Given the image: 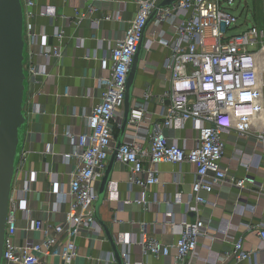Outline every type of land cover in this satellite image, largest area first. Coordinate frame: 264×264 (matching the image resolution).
Segmentation results:
<instances>
[{"label": "built area", "instance_id": "built-area-1", "mask_svg": "<svg viewBox=\"0 0 264 264\" xmlns=\"http://www.w3.org/2000/svg\"><path fill=\"white\" fill-rule=\"evenodd\" d=\"M21 1L27 51L25 105L31 103L33 110L40 111L38 102L33 100L38 93L34 86L52 80L49 64L60 60L63 54L64 26L54 24L48 34L33 20L35 0ZM135 1V14L122 35L108 47L110 63L106 65V57L102 59L103 73L98 75L99 100L87 111L82 110V127L63 129L73 145L72 150L62 154L69 165L66 186L60 185L54 173V188L49 191L54 199L42 206L44 211H58L64 205L61 221L45 222L34 216L27 205V193L35 189L36 171L27 164L26 151L22 148L8 200L2 264H52L48 257L54 258L56 264H75L79 255L75 237L83 234L98 241L106 239L94 214L97 187L114 148V129L121 122L129 65L154 8L155 14L144 32L138 67L146 69L152 62L148 57L151 50H163L164 89L155 94L147 86L133 92L127 121L131 134L116 148L114 159V166L128 167V189L133 186L146 189L165 182L158 174L157 165L161 162H188L193 167L189 189L178 194L177 202L185 212H197L206 195L223 183L243 188L246 183H255L258 174L261 176L258 188L264 187V153L260 149V144L264 143V123L257 117L264 101V54L256 50L259 40L260 49L264 47V30L251 24L240 32L228 33V29L236 25L237 15L222 6L221 0H173L165 6H157L161 0ZM100 6L101 1L96 0L75 3V19L71 21L77 24ZM41 13L52 18L57 15L54 7H45ZM117 16L114 13L113 18ZM104 17L110 18V15ZM62 18L64 25L69 23L67 16ZM98 20L91 17L93 25H97ZM49 35L53 42L49 41ZM78 41L81 42V37ZM88 55L86 51L85 56ZM67 91L65 88L64 93ZM150 101L155 108H149ZM185 121H191L193 135L180 137L171 132L175 122L182 126ZM224 131L232 133L234 145L239 139L254 135L255 144L245 161L247 172L240 177L221 164L226 147ZM232 154L229 161L239 158L237 153ZM44 171L49 172L47 168ZM173 178L177 182L175 174ZM133 201L138 208L151 209L157 198L154 195L146 200L135 195ZM165 203L166 222L178 226V234L165 242L149 235L142 226L137 240L141 254L138 261L130 260L129 250L125 248L130 241L116 239L124 264L143 263L142 254L170 256L161 264H196L197 238L205 234L207 222L200 217L179 219L172 202L165 199ZM249 228L258 237L259 245L246 247L244 239L239 237L229 249L214 259L207 258L203 264H264V219ZM18 230L34 231L38 236H19ZM19 237H23L21 241ZM95 260L97 264L115 263L110 249Z\"/></svg>", "mask_w": 264, "mask_h": 264}, {"label": "crops", "instance_id": "crops-1", "mask_svg": "<svg viewBox=\"0 0 264 264\" xmlns=\"http://www.w3.org/2000/svg\"><path fill=\"white\" fill-rule=\"evenodd\" d=\"M79 1L81 0H35L33 6L36 12L33 17L34 22L43 26L48 34H51L54 24L64 26L61 40L63 54L60 60H52L49 64L52 80L34 86L38 89V93L33 100L38 102L40 111L33 110L31 103L24 105L27 125L22 148L26 151L27 164L36 171V180L33 181L35 189L27 193V205L32 209L34 216L40 217L45 222H58L63 218L64 205H61L58 211L42 209L43 205L54 199L53 193L49 192L54 188L52 182L54 173L60 185L66 186L69 165L62 154L72 150L73 145L63 129L67 126L82 127L84 124L82 110L87 111L92 103L99 100L98 75L103 73L102 59L106 57L105 64L110 63L107 57L108 47L116 37L122 35L124 27L137 8L135 0H96L101 1L100 8L91 11L76 24L71 19H75L73 5ZM45 7H54L57 15L52 18L41 13ZM81 9L85 10V6L81 5ZM114 13L118 15L115 18H113ZM105 15H110V18H105ZM62 16L68 17V24L64 25ZM91 17L99 19L97 25L92 24ZM79 37L81 42L78 41ZM48 39L50 42L54 41L51 35ZM86 51H89L88 56H85ZM162 56L163 50L158 48L148 53L152 62L148 63L146 69L138 67L133 92L137 93L147 86L155 94L163 91L165 70L161 65ZM65 88H68L66 93H64ZM148 106L150 109L155 108L152 101ZM117 131L118 128L115 127V136ZM171 132L180 137H189L195 130L191 121H185L182 126L175 122ZM130 134V128L127 127L124 138L128 139ZM222 134L226 139V147L221 164L227 165L229 171L240 177L247 172L245 161L255 144L254 135L249 134L234 145V136L230 131H224ZM47 146L49 150H46ZM232 153H237L239 158L229 161ZM157 166L158 174L165 182L150 185L146 189L133 186L130 190L126 182L128 167L115 165L105 198L98 208L99 217L111 227L116 239L120 242L130 241L125 245L129 250L130 260L138 261L140 258L137 240L142 226L149 235H154L165 242L178 234L179 227L166 222L165 199L172 202L177 218L200 217L207 222L204 228L205 234L197 238L196 264H203L207 258L214 259L229 249L232 242L239 237L244 239L243 243L246 247L259 245L258 237L250 232L249 227L264 219V187L258 188L260 175L256 174L255 183H246L243 188L234 187L229 183L215 186L206 195L205 202L199 205L197 212H185L182 204L177 202L178 194L179 191L184 192L189 189L193 178L192 165L188 162L177 164L161 162ZM44 168L50 173L45 172ZM174 174L177 182L174 181ZM20 177L21 175H17V178ZM239 193L241 195L237 196ZM135 195L146 200L152 199L155 195L157 202L151 209L138 208L133 201ZM21 224L22 221L19 219V225ZM18 234L29 238L38 236L34 231L25 230H18ZM23 237H19V240L21 241ZM75 242L79 252L75 264H97L95 259L102 252L110 249L106 239L98 241L83 234L75 237ZM141 258L143 263L140 264H161L168 261L170 256L153 257L142 254ZM47 259L52 264H56L54 258Z\"/></svg>", "mask_w": 264, "mask_h": 264}, {"label": "water", "instance_id": "water-1", "mask_svg": "<svg viewBox=\"0 0 264 264\" xmlns=\"http://www.w3.org/2000/svg\"><path fill=\"white\" fill-rule=\"evenodd\" d=\"M172 1L161 0L157 6L169 5ZM155 11L156 8L153 9L143 27L142 36L129 65L125 79L121 122L115 136L114 148L110 153L97 187L94 214L103 229L116 264H124L121 249L111 227L99 217L98 208L105 198L108 183L112 178L116 148L124 139L144 32ZM26 57L22 1L0 0V264H2L8 200L27 125L24 107L28 86L27 70L24 67Z\"/></svg>", "mask_w": 264, "mask_h": 264}, {"label": "rangeland", "instance_id": "rangeland-1", "mask_svg": "<svg viewBox=\"0 0 264 264\" xmlns=\"http://www.w3.org/2000/svg\"><path fill=\"white\" fill-rule=\"evenodd\" d=\"M221 5L237 15V23L228 29V33L240 32L251 24H256L259 29L264 30V0H234L232 4H228L226 0H221ZM260 43L259 40L256 45L257 51H260ZM262 54H264V50H262ZM260 67L262 68L261 62ZM262 135L264 138V132ZM260 149L264 153V143L260 144Z\"/></svg>", "mask_w": 264, "mask_h": 264}, {"label": "bare ground", "instance_id": "bare-ground-1", "mask_svg": "<svg viewBox=\"0 0 264 264\" xmlns=\"http://www.w3.org/2000/svg\"><path fill=\"white\" fill-rule=\"evenodd\" d=\"M260 50H264V47ZM260 108H261V110L257 113V117H260V119L264 123V107H263V105H261Z\"/></svg>", "mask_w": 264, "mask_h": 264}]
</instances>
